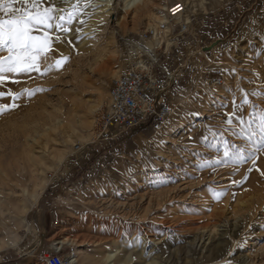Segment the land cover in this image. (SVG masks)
I'll return each instance as SVG.
<instances>
[{"label": "rangeland", "instance_id": "1", "mask_svg": "<svg viewBox=\"0 0 264 264\" xmlns=\"http://www.w3.org/2000/svg\"><path fill=\"white\" fill-rule=\"evenodd\" d=\"M93 1L37 0L57 20L75 12L71 30H47L39 71L0 82L3 105L9 91L34 93L0 112V264H43L31 248L42 224L50 244L66 237L75 264H106L108 251L114 264H264V149L255 151L264 95H252L264 93V0H151L137 12L110 0L101 27L85 33L107 3ZM178 3L189 13L183 33L182 16L160 21ZM149 29L160 41L143 37ZM139 58L165 82L160 98L174 114L162 132L100 140L95 118L110 84ZM226 145L246 159L224 157Z\"/></svg>", "mask_w": 264, "mask_h": 264}, {"label": "snow or ice", "instance_id": "2", "mask_svg": "<svg viewBox=\"0 0 264 264\" xmlns=\"http://www.w3.org/2000/svg\"><path fill=\"white\" fill-rule=\"evenodd\" d=\"M29 3H31V7L26 6L29 5ZM90 3L91 0H86L85 7H88ZM16 4L20 6L16 7ZM72 7L76 9L78 8V4ZM53 11L52 8H45L41 11L37 6V0H0V48H4L8 52L7 56H0V82L5 80V72L26 74L32 70L39 71L36 60L42 52L50 50L52 44L47 30L53 29V27L64 33L71 30L69 26L75 18V12L68 13L66 17L60 15L57 20L56 16L51 14ZM53 21H56L55 24H53ZM253 23H255V21H253ZM42 29L45 30L43 36L34 34ZM59 39L60 37L58 36L57 40ZM77 39H79V37H77ZM260 39L262 45H264V35H260ZM68 42L72 43L71 40ZM261 51L264 52V47L261 48ZM257 54L259 55L260 53L258 52ZM67 59L68 57L62 56V58L56 60L55 65H49L44 71H51L53 68L58 70ZM241 91L243 92L242 89ZM25 93L28 95L34 94L30 89H25L21 93H11V91H9L7 94L11 95L13 103L11 105L0 104V112L12 107H18L19 105H17L15 101ZM4 95H6V93L0 92V97ZM252 95H264V93L254 91ZM244 96L245 99L242 103H249L247 99L248 93L245 92ZM233 108V114L229 115L226 121L228 124L232 123V115L235 113V100H233ZM258 131L260 140L259 146L255 151L264 149V117L261 118ZM241 132H244L243 128ZM223 154L224 157L240 162L246 159L242 150L239 152H230L227 145L224 148ZM247 159H252L251 153H249ZM257 170L259 171V169ZM249 171H251V169H249ZM261 174L264 175V172ZM227 264H231V261H227Z\"/></svg>", "mask_w": 264, "mask_h": 264}, {"label": "built area", "instance_id": "3", "mask_svg": "<svg viewBox=\"0 0 264 264\" xmlns=\"http://www.w3.org/2000/svg\"><path fill=\"white\" fill-rule=\"evenodd\" d=\"M181 4L168 9V19H174L184 12ZM179 27L181 33L188 30L186 24L182 23ZM148 35L153 36L152 29L143 37ZM142 61L144 66L135 63L112 80L107 104L95 118L98 139H107L117 129L125 131L147 126L153 132H162L172 118V107L160 98L165 82L157 81L150 73L151 67L146 61ZM60 250V246H56L51 253L38 255V258L43 264H75L76 255L72 247L65 257L60 254Z\"/></svg>", "mask_w": 264, "mask_h": 264}, {"label": "bare ground", "instance_id": "4", "mask_svg": "<svg viewBox=\"0 0 264 264\" xmlns=\"http://www.w3.org/2000/svg\"><path fill=\"white\" fill-rule=\"evenodd\" d=\"M98 0H94L93 2H97ZM151 0H126L125 3H124V6L126 9H129V8H132V7H136L135 10H133L134 12H137V11H141L143 9H146L148 8L149 6V3H150ZM110 5V0H107V3L104 5V6H100L98 8V11H95L94 15H92V17L90 19H88L86 21V25L83 26V30L85 31V33H89L91 31H93L94 29H99L101 27V25L104 23L105 21V17L108 15V13H106V11L109 10V8H105L106 6H109ZM182 7L184 8V12L177 16V17H180L182 16L183 18V21H184V24H188L189 23V13L186 9V7L183 6V4H181ZM168 10V9H167ZM162 18H160V21H161V25L163 24H166L168 22V19H167V15L166 13H163L160 15ZM176 17V18H177ZM164 28L165 31H170L169 27L168 26H162ZM153 30V38L155 39H158L157 35H156V32H154L155 30ZM160 41V39H158ZM86 41V37L83 38L79 44H83L85 43ZM137 49H140L141 51H145L142 47L140 46H136ZM108 50L104 51L101 56H103L105 53H107ZM149 52V51H148ZM149 54V53H148ZM240 54V53H239ZM100 56V58H101ZM138 64L144 66V63L142 61V59L139 58V60L137 61ZM61 125V124H60ZM28 137V134L26 133L25 134V138ZM34 137V136H33ZM28 139V138H27ZM33 140V139H32ZM66 241V237L63 238L62 240H59V241H56V245H62L64 244V242ZM113 246V245H112ZM115 246V245H114ZM61 247V246H60ZM114 253V252H113ZM112 253V251H108L106 253V255L104 256V260L106 262V264H114L113 262V257H114V254ZM75 263H77V259H75ZM117 264H122V263H117Z\"/></svg>", "mask_w": 264, "mask_h": 264}, {"label": "crops", "instance_id": "5", "mask_svg": "<svg viewBox=\"0 0 264 264\" xmlns=\"http://www.w3.org/2000/svg\"><path fill=\"white\" fill-rule=\"evenodd\" d=\"M40 214L42 215L43 213L40 212ZM45 226H43V224L40 226H36L35 231H34V236L32 239V251L33 254L38 256L41 254H49L52 252L53 248L59 245L56 244H50L48 241V237L46 235H43L42 232L45 231ZM61 248V247H60ZM66 249H61L60 250V254L65 257L69 251L68 246L65 247Z\"/></svg>", "mask_w": 264, "mask_h": 264}]
</instances>
